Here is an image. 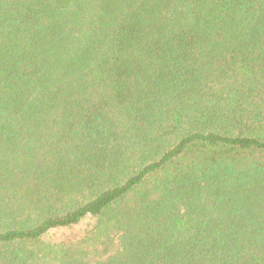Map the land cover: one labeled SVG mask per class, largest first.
<instances>
[{
	"label": "trees",
	"instance_id": "obj_1",
	"mask_svg": "<svg viewBox=\"0 0 264 264\" xmlns=\"http://www.w3.org/2000/svg\"><path fill=\"white\" fill-rule=\"evenodd\" d=\"M0 264H264V0H0Z\"/></svg>",
	"mask_w": 264,
	"mask_h": 264
},
{
	"label": "rangeland",
	"instance_id": "obj_2",
	"mask_svg": "<svg viewBox=\"0 0 264 264\" xmlns=\"http://www.w3.org/2000/svg\"><path fill=\"white\" fill-rule=\"evenodd\" d=\"M90 222V219L84 220L82 223L72 227V228H65L61 230H57L55 233H50L46 235L45 238H47L48 241H59L62 237L69 235L65 238H72L80 236V234L88 227V224Z\"/></svg>",
	"mask_w": 264,
	"mask_h": 264
}]
</instances>
